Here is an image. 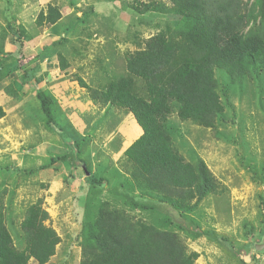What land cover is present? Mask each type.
Returning <instances> with one entry per match:
<instances>
[{"label": "trees", "instance_id": "1", "mask_svg": "<svg viewBox=\"0 0 264 264\" xmlns=\"http://www.w3.org/2000/svg\"><path fill=\"white\" fill-rule=\"evenodd\" d=\"M59 1L40 7L35 29L62 18L63 4ZM165 1L169 6L164 0H136L129 6L139 15L164 11L168 21L149 37L135 33L132 41L126 38L134 47L124 53L127 75L96 86L79 73L75 74L85 90L81 100H90L93 104L89 113L101 112L106 116L103 127L114 117L119 116L123 121L130 115L134 127L138 125L142 129L122 151L123 139L114 137L112 145H119L115 153L123 154L130 170L127 176L117 163L112 164L111 170L119 172L122 180L108 191L121 196L130 209L151 211L163 205L173 207L179 215L189 219L187 230L193 238L206 236L220 244L228 243L227 248L238 264H250L242 252L243 243L236 246L231 237L214 228H202L195 217H188L202 200L220 194L222 189L198 151L189 145L186 154L185 144L180 141L184 139L183 123L213 130L216 138L234 144L244 167L264 183V159L257 167L254 153L248 158L244 155L251 144L257 149L258 135L263 137L262 120L258 123L250 116L254 124H249L246 116L249 110H258L264 115V0H253L250 7L245 0ZM13 5V0H6L5 11H10ZM5 17L9 32L14 37L19 33L14 40L18 41L19 51L24 56L23 37L31 38L32 34H27V26L15 23L9 15ZM116 41L121 43V40ZM59 56L63 61V56ZM24 74L27 77L26 71ZM13 78L6 87L7 92L13 90V84L21 85L17 75ZM142 82L144 90L140 86ZM36 96L46 126L56 124L58 114H65L67 118L60 105L55 104L57 99L52 93L38 89ZM5 115L0 105V119ZM74 143L80 144L77 139ZM70 158L73 165L70 177L75 176L74 171L79 167L90 165H76L74 154L58 152L30 171H40ZM103 173L97 176L90 172L85 176L90 188L84 191V203L78 210L72 208L81 223L75 238L70 237L81 247L80 264H196L198 253L188 251L176 231L148 222L125 206L112 204L109 199L97 202V190L110 184ZM5 192L0 193V264H29L31 259L34 264H48L64 239L47 223L51 218L42 206V199L25 209L20 230L13 233L7 224L11 217H6L3 210ZM259 208V223H245L242 235L249 240L264 224L263 196ZM18 232L24 238L21 248L14 238ZM253 259L256 261L254 256Z\"/></svg>", "mask_w": 264, "mask_h": 264}, {"label": "rangeland", "instance_id": "2", "mask_svg": "<svg viewBox=\"0 0 264 264\" xmlns=\"http://www.w3.org/2000/svg\"><path fill=\"white\" fill-rule=\"evenodd\" d=\"M54 1L13 0L14 5L11 10L5 11L6 0H0V93L6 89L7 84L11 82L10 80H14L13 77L16 75L22 86L31 80L35 82L36 77L38 81L33 84L35 88L30 87V92L41 89L38 86H42V83L39 82L42 75L38 70L34 71V67L39 68L38 56L34 52L39 49L42 50L49 44L54 45L56 42L52 39L44 40L41 37V30L40 33L36 34V31L31 28V24L35 21L40 7H46ZM135 1H59L65 5L63 7L65 26L68 27L69 31L71 30L70 33L73 34V37L77 36L74 42L71 40L74 39L73 37L70 38L71 41L65 39L68 47L82 46L80 38L89 34L86 37L89 38L90 44L84 45V47H89V50L85 51L83 48L81 52H78L75 63L77 71L75 74L79 72L88 83L96 86L98 84L104 85L123 74L127 75L124 72V53L134 47L126 38L132 41L135 33L141 37H149L168 21L164 11L139 15L129 8L131 3H135ZM140 1L149 2L152 0ZM245 1H248V7L253 3V0ZM164 3L169 6L165 0ZM5 15L12 17L17 24L21 23L25 27H29L28 30L32 37H23V40L27 42L26 47L22 48L25 52L24 56L19 51L18 41L14 40L19 33H16L14 37L9 32ZM15 26L17 27V25ZM58 34L61 35L62 31ZM116 40H121V43H117ZM31 43L33 44L29 45ZM45 53L49 55L52 51L48 48ZM25 68L26 73H28L27 77L24 76ZM75 74L68 78L72 80ZM74 80L77 81V79ZM77 83L74 88L75 95L80 94L79 96L82 97L85 90L81 88L78 81ZM13 86V89L18 90L19 86L16 84ZM77 86L80 87L79 92L76 89ZM140 86L142 90L145 89L144 82ZM33 98L35 99L34 95ZM92 106L90 104L91 110ZM86 107L87 105L80 107L81 113L86 111ZM260 113L258 110L247 112L246 119L249 120V124H254L250 120V116L255 121L258 120V123L262 120L263 137L258 135L259 140L255 142L257 149L255 145L252 146L251 144L247 150H244L246 158L251 153L255 154L257 167L261 166L260 162L264 159V115H260ZM17 114L22 120L19 121L17 116L15 119L13 118L10 122L13 125V130L6 133L1 128L3 125H0V132L4 135L1 138L7 134L12 141V143L4 142L0 145V193L6 191L3 195L5 204L3 210L6 217L13 219H7V224L13 233L16 230L19 231L25 209L31 203L42 199V206L49 212L51 218L47 223L53 224L64 239L63 244L58 248V252L48 264H80L81 247L79 242H72L70 237L75 238L81 229V223H79L80 221L76 218L72 208L78 210L84 203V191L90 188V183L84 180L85 176L89 175L90 172H95L97 176L102 175L103 172V174L106 173L104 176L110 184L97 190V202L98 200L109 199L112 204L124 208V199L108 191V188L110 189L122 180L119 172L111 170L113 168L111 166L117 163L121 172L128 174L130 167L120 151L131 143L134 137H138L142 129L138 125L134 127L130 115H126L123 121L122 118L119 119V116L114 117L109 120L107 126L103 127L106 116L101 112L97 114L95 111L86 112V115L81 114L80 119H69L68 117L65 118V114H58L56 124L48 127L43 122L45 116L37 99L27 106L23 105V110H19ZM27 121H32L38 132L33 137L34 142L29 148L28 139L22 138L23 135L19 130L21 126L24 128V123L25 129H30L29 125L31 124L26 123ZM67 124L69 125L67 126ZM181 127L184 139L180 142L185 144V153L187 146L191 145L195 148L217 177L222 189L220 194L216 193L202 200L198 208L189 213L188 217H195L202 228H214L218 233L231 237L236 246L243 243L242 252L250 264H264V227L262 228L264 224L261 225V229L251 240L242 235L245 223L258 224L260 221L259 202L262 196L264 197V183H261V178H254L252 173L242 164L240 155L236 154L234 144L216 138L213 130L198 127L191 123H183ZM100 128L102 129L100 130ZM225 133L228 134V131L226 130ZM233 133L236 134V130ZM114 137L123 139L122 148L117 153L115 150H118L119 145H112ZM74 139L80 142V148L75 145ZM24 140L26 146H20ZM58 152L68 153L70 156L74 154L76 165L80 163H90V165L79 167L74 171L75 176L70 177V171L73 169L72 158L69 161L58 162L55 171L54 169L51 171V177L48 176L47 171L43 173L46 176L40 174L44 178H52V182H40L36 176L37 170L34 172L30 170L48 161L52 154ZM77 194V199L72 201ZM125 207L134 215L145 218L148 222H156L161 224L163 228L176 231L188 251L198 253L196 264H238L237 258L227 248V246L230 247L228 243L220 244L217 241L209 240L206 236L193 238L190 230H187L189 229V219L179 215L173 207L163 205L151 211ZM11 209L12 211H10ZM18 233L14 235V238L17 246L21 248L24 245V238L21 232ZM253 256L256 261H254ZM34 263L33 261L29 264Z\"/></svg>", "mask_w": 264, "mask_h": 264}, {"label": "crops", "instance_id": "3", "mask_svg": "<svg viewBox=\"0 0 264 264\" xmlns=\"http://www.w3.org/2000/svg\"><path fill=\"white\" fill-rule=\"evenodd\" d=\"M64 6L65 5L63 4L61 8V13H62L63 18H61L58 22L54 24H46L43 27L39 28V30L35 29L36 28L35 22L33 21L32 23L33 27L31 26V28H33L37 33L38 32L40 33V30H41L42 32L41 37L44 40L52 39L54 40V42H56L54 45L49 44L48 46L43 47L42 50L39 49L34 52L38 56V61H39L38 62L39 68L34 67L35 68L34 71L38 70L42 75L41 79L39 80V82L42 83V86H38V87L49 91L56 97L57 101L55 104L60 105V108H62V110L65 111L69 119H80L81 114H85L86 112L91 111L90 104L91 105L93 104L90 100H86L85 102H83L79 96L80 94L75 95V90L73 89L75 88V84H78V83L77 81L74 80L76 79L75 77H73L72 80L69 79L68 77L69 76L72 77L71 75H74L75 72H77L75 69L77 53L81 52L83 48L85 49V51L86 50L88 51L89 47H84V45L85 46L89 45L90 40L88 37H86L89 34H85V37L80 38V40L82 41V44H81L82 46L75 47V48L68 47L67 41L65 39H68L69 41L72 40L74 42V40L77 39L76 38L77 36L73 37L72 36L73 34L70 33L71 30L69 31L67 29L68 27L65 26L66 24H64L65 22L64 14H63ZM28 29L29 27L27 26V32L28 34H30ZM61 31H62V34L59 35L58 33ZM71 37H73L74 39L70 40ZM32 44L33 43L29 45H32ZM26 45H27V42L25 41L24 46L26 47ZM48 48L52 51V53L49 55L45 53V50ZM59 54L63 56V61L60 58ZM62 64L63 65L65 64V67H62ZM25 71H26V68H25ZM36 82L37 80L35 77V82L31 80V81H28L27 83L25 82L23 86L17 85L19 86L18 90L13 89L11 92L9 91L7 92L6 89H4L0 93V105H2L6 111V115L0 119V125H3L1 128L3 131H6V133L9 130L10 131L13 130V125L10 122L13 120V118L15 119V116H17V119L19 121L22 120V118L20 117V115L17 114V112L21 109L23 110V105L27 106L28 104H31L35 99L38 100L36 96L37 90H35V92H30V87H34L33 84ZM9 83L7 85H9ZM27 84H30V85H27ZM76 89L78 92L80 91L79 86H77ZM33 95L35 96V99L33 98ZM38 102L40 104L39 100ZM83 105H87V107H86V111L81 113L80 107ZM43 122L45 124V118ZM26 123L31 124L29 125L30 129L26 130L25 125H24L25 123H24L23 124L24 128H22L21 126L19 130H21V134L23 135L22 138L25 137L28 139V142H29L28 148H29L31 143L34 142L33 137L37 135L38 132L36 131L35 126L32 123V121L30 122L27 121ZM2 136L4 135L0 132V139H2V141H0V145L4 142L12 143L11 139L9 138L7 134L5 135V137L1 138ZM20 146H26L25 140L20 143ZM25 149L27 150V148ZM56 167H57V163L52 167H48L46 169L37 171L36 176L39 179V181L40 182L49 181L51 183L52 178H44L40 174L44 175L43 173L47 171L49 173L48 176L51 177V173H52L51 171H53V169L55 171ZM53 227L55 226L53 225ZM33 261L34 260L31 259L30 263Z\"/></svg>", "mask_w": 264, "mask_h": 264}]
</instances>
